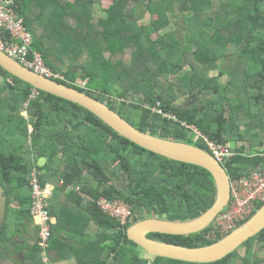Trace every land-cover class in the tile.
<instances>
[{
    "label": "trees",
    "instance_id": "trees-1",
    "mask_svg": "<svg viewBox=\"0 0 264 264\" xmlns=\"http://www.w3.org/2000/svg\"><path fill=\"white\" fill-rule=\"evenodd\" d=\"M95 4L19 0L17 12L35 36L32 48L63 76L57 81L151 135L209 153L186 126L213 142H239L227 166L231 179L264 170V0H113L104 16L95 14ZM146 15L157 20L141 24ZM180 16L183 28L174 29ZM0 80V193L8 202L0 245L10 227L30 219L36 167L42 185L55 186L48 264L69 256V248L79 264H199L145 256L127 229L148 217L188 221L204 214L216 199L207 170L138 146L78 104L39 90L31 98L35 88L2 67ZM102 197L130 206L126 225L100 208ZM15 200L22 211L13 224ZM210 229L148 237L196 248L216 242L207 239ZM27 250L26 264H47L39 241ZM237 263L264 264V231L210 264Z\"/></svg>",
    "mask_w": 264,
    "mask_h": 264
},
{
    "label": "water",
    "instance_id": "water-1",
    "mask_svg": "<svg viewBox=\"0 0 264 264\" xmlns=\"http://www.w3.org/2000/svg\"><path fill=\"white\" fill-rule=\"evenodd\" d=\"M0 67L36 90L52 94L88 109L119 135L138 146L168 159L204 168L212 175L216 185V199L213 206L201 216L188 221L148 217L127 229L129 240L137 244L145 253L181 262L210 264L233 254L243 244L264 231L263 205L248 221L211 245L190 248L149 238L148 235L150 234L189 236L207 230L230 202L231 177L225 167L203 148L183 141L164 139L137 129L105 102L55 79L36 74L1 50ZM45 160L42 159L41 164H44ZM7 207V196L2 191L0 193V232L6 220Z\"/></svg>",
    "mask_w": 264,
    "mask_h": 264
},
{
    "label": "built area",
    "instance_id": "built-area-1",
    "mask_svg": "<svg viewBox=\"0 0 264 264\" xmlns=\"http://www.w3.org/2000/svg\"><path fill=\"white\" fill-rule=\"evenodd\" d=\"M18 3L19 0H0V50L36 74L55 80L63 79L61 74L46 65L40 52L33 50L35 36L27 28L24 18L17 12ZM34 91L36 94L33 97L38 94L36 89ZM186 127L193 130L196 140L205 141L211 151L210 154L225 168L231 163L236 153L229 145L211 141L193 125ZM30 186L32 197L30 215L39 227V246L43 251L44 261L48 264L47 250L50 246L53 225L50 206L55 186L50 183L42 185L41 171L36 167L30 175ZM260 204H264V170L258 167L247 176L231 179L229 205L211 224V229L206 235L207 239L217 241L227 236L248 221L259 209ZM98 205L106 214L118 219L122 225H126L128 219L133 216L130 206L122 201L110 202L102 197Z\"/></svg>",
    "mask_w": 264,
    "mask_h": 264
},
{
    "label": "crops",
    "instance_id": "crops-1",
    "mask_svg": "<svg viewBox=\"0 0 264 264\" xmlns=\"http://www.w3.org/2000/svg\"><path fill=\"white\" fill-rule=\"evenodd\" d=\"M36 94V91H33V95ZM27 104H25V107ZM23 115L27 118L28 113L25 111L23 112ZM32 131V130H30ZM47 160H45L44 164H41V160H39V165L43 166L45 165ZM89 200L90 198L87 197ZM91 201V200H90ZM53 202V198L51 200V203ZM11 210H15L17 213H13V218L10 219V221L14 223H17V214L22 211L21 204L17 200L13 201L11 203ZM20 211V212H18ZM56 220L53 218V225H55ZM18 224H20L19 229H13V227H10L8 232L11 234L8 236L6 242L3 245H0V264H26L25 263V254H27V246H30L31 244H34V241H39L40 232L39 227L36 224L35 220L31 217L30 219H23L21 221H18ZM71 245H73L74 242L69 241ZM66 258L61 259L58 263H51V264H79L77 258L72 254V249L69 248L67 252ZM44 261V257H43Z\"/></svg>",
    "mask_w": 264,
    "mask_h": 264
},
{
    "label": "rangeland",
    "instance_id": "rangeland-1",
    "mask_svg": "<svg viewBox=\"0 0 264 264\" xmlns=\"http://www.w3.org/2000/svg\"><path fill=\"white\" fill-rule=\"evenodd\" d=\"M90 1H94L96 4H95V9H94V11H95V14L97 15V16H104V13H102V9H107V8H109L111 5H112V2H113V0H90ZM155 20H157V17L156 16H150V15H146V16H144L141 20H140V23L141 24H144V25H146V24H150L151 22H155ZM176 22H177V26H175L174 27V29H182L183 28V23H184V19L180 16L179 17V19H176L175 20ZM155 37V36H154ZM184 64V63H183ZM218 74V72H214V73H212V76H216ZM82 81H79V84H82L83 85V83H81ZM2 83H3V80H0V87H2ZM177 89V88H176ZM195 140H196V138H195ZM239 143V142H238ZM238 143L237 144H235L234 142H231L230 144H228L229 145V147L231 148V149H237L238 148ZM248 147H249V145H248ZM247 148V147H246ZM258 150H261L260 148H258ZM262 150H264V149H262ZM251 153V152H250ZM226 168H228L227 166H226ZM142 251V253H143V255H145V256H151V255H149V254H147V253H145L143 250H141ZM238 264V263H237Z\"/></svg>",
    "mask_w": 264,
    "mask_h": 264
},
{
    "label": "clouds",
    "instance_id": "clouds-1",
    "mask_svg": "<svg viewBox=\"0 0 264 264\" xmlns=\"http://www.w3.org/2000/svg\"><path fill=\"white\" fill-rule=\"evenodd\" d=\"M255 213H256V212H255ZM243 224H244V223H243ZM240 226H241V225H240ZM240 226H239V227H240Z\"/></svg>",
    "mask_w": 264,
    "mask_h": 264
},
{
    "label": "flooded vegetation",
    "instance_id": "flooded-vegetation-1",
    "mask_svg": "<svg viewBox=\"0 0 264 264\" xmlns=\"http://www.w3.org/2000/svg\"><path fill=\"white\" fill-rule=\"evenodd\" d=\"M188 102V101H187Z\"/></svg>",
    "mask_w": 264,
    "mask_h": 264
}]
</instances>
